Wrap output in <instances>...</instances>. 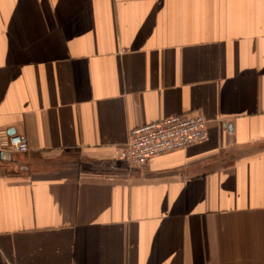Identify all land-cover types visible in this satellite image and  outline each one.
I'll list each match as a JSON object with an SVG mask.
<instances>
[{"label":"crops","instance_id":"obj_1","mask_svg":"<svg viewBox=\"0 0 264 264\" xmlns=\"http://www.w3.org/2000/svg\"><path fill=\"white\" fill-rule=\"evenodd\" d=\"M0 130V264H264V0H0Z\"/></svg>","mask_w":264,"mask_h":264},{"label":"built area","instance_id":"obj_2","mask_svg":"<svg viewBox=\"0 0 264 264\" xmlns=\"http://www.w3.org/2000/svg\"><path fill=\"white\" fill-rule=\"evenodd\" d=\"M206 140V119L202 114L190 112L171 115L130 128L127 143L116 158L129 166L141 165L147 163L154 155L182 149ZM0 151L25 153L28 151L27 139L22 134L0 130Z\"/></svg>","mask_w":264,"mask_h":264}]
</instances>
